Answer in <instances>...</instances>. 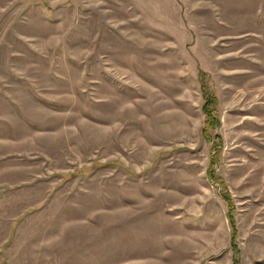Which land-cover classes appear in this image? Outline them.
I'll use <instances>...</instances> for the list:
<instances>
[{"label":"rangeland","instance_id":"1","mask_svg":"<svg viewBox=\"0 0 264 264\" xmlns=\"http://www.w3.org/2000/svg\"><path fill=\"white\" fill-rule=\"evenodd\" d=\"M234 259L264 264V0H0V264Z\"/></svg>","mask_w":264,"mask_h":264},{"label":"trees","instance_id":"2","mask_svg":"<svg viewBox=\"0 0 264 264\" xmlns=\"http://www.w3.org/2000/svg\"><path fill=\"white\" fill-rule=\"evenodd\" d=\"M216 107H217V100L213 96H208L207 94L205 104L202 108L203 112L206 114V119L204 121V127L202 130V134L207 141L217 142V144L214 147L215 154L217 153V150H219L220 148V138L217 135H215L214 137H209L208 132L209 130L214 129L218 125V122H217L218 120L215 116ZM214 165H215V155L213 156L212 160L209 163L208 170L206 171V176L209 180L214 181L216 184H218L222 190H225V185L223 181L220 178L214 176V169H213ZM221 197L226 202L227 208H228L227 220L229 221L230 228H231V240H230L231 247L230 248L234 254H237L238 251H237V246L235 243L236 238H237V232L235 228V220L233 218L234 208H233L232 200L230 196L226 193L221 194ZM232 264H239V261L237 259H234L232 261Z\"/></svg>","mask_w":264,"mask_h":264}]
</instances>
